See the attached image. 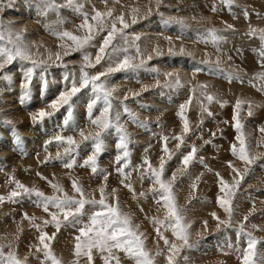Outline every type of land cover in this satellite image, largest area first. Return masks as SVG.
I'll return each instance as SVG.
<instances>
[{
	"label": "rangeland",
	"instance_id": "374dc122",
	"mask_svg": "<svg viewBox=\"0 0 264 264\" xmlns=\"http://www.w3.org/2000/svg\"><path fill=\"white\" fill-rule=\"evenodd\" d=\"M57 2L63 3V0ZM80 2L84 4L85 11L90 15L94 14L93 7L102 12L111 9L113 16L123 13L130 25L126 29L130 34L129 38L131 35L139 36L140 39L136 43L144 57L152 55L147 67H155L161 73L158 77L160 86H157L156 74L143 69L135 73L121 71L107 77L110 85L117 89L114 93L117 97L116 103L123 100L127 93L129 98L125 103L139 121H144L148 125L147 128L140 127L125 115L122 109H119L121 121L130 139V164L125 171L131 172V176L125 183H131L134 192L129 191L121 183V177L116 171L118 165L115 162L117 154L115 144L119 134L115 130L104 134V150L98 156L99 169L108 174L107 181L102 179V174L94 175L89 168L79 166L93 150L90 142H81V149L76 155L77 165L72 169L63 167L62 161L50 158L55 157L58 150L55 142L48 144L45 151L44 146L47 141L57 134L73 135L79 141L81 138L73 128L83 129L86 134L96 131L95 126L91 125L87 118L86 104L91 96L90 90H82L73 98V116L67 128L63 123L67 118L66 107L42 122L32 120V116L40 110L51 111L48 105L54 102L66 87H70L73 77L69 70L74 71L77 79L80 75L81 53L72 52L70 55H63L65 48L61 45L71 46V41L59 40L50 34L49 29L67 30L84 36L87 34L85 30H77L82 17L70 9L63 8L60 10V18L65 23L58 25V16L55 12L41 14L39 0H0V21L11 26L13 31L20 32L27 43L34 45L32 52L38 53L35 55L37 60H47L51 53L55 61V54L60 53L63 62L67 64L65 69L63 66H57L59 62L50 61L46 71L37 68L29 95L24 99H22L21 85L26 69L31 66L30 62L17 60L0 70V95L6 97V102L3 101L4 97L0 99V106H3L0 111L8 112L3 116L0 115V135L6 134L0 137V150H2L0 151V196L7 197L15 188L12 177L29 188L43 191L45 195L55 194L50 182L59 183L69 195H73L71 182L77 179L85 187L87 197L95 199L100 197L99 187L106 183V192L109 193L108 202H114L110 193L115 189V196L123 211L131 215L133 222L139 226V231L144 234L146 248L154 256L156 264H166L164 255L155 256L157 249L163 251L165 255L167 250L163 240L157 236L156 225L152 222L153 218L163 220L165 209L162 204L157 205L149 193V189L153 187L151 181L147 178L141 181L139 176L140 171L147 168L143 163L145 157L156 168L159 167L161 156L167 160V155L162 151L165 145L162 137L168 136L167 147L173 153V158L165 166V179H170L178 168L183 167L182 156L191 150V146L195 145L197 148V156L189 165L187 173L180 175L177 172L178 179L174 188L177 206L184 211L185 219L191 223L190 243L193 245L190 250L181 252L178 264H217V256L225 260L223 264H241V253L227 247L228 242L234 247L239 246L242 250L246 247V239H238L236 235L235 229L239 223H246V231L259 241L258 257H264V133L259 131L264 127V92L258 90L261 82L254 79L258 72L264 71L260 67L264 57L260 55L261 42L258 38L259 30H264V0H233L231 7L223 5L221 0H163L159 8V12L164 14L163 19H182L186 25L184 28L175 23V20L166 26L157 14L155 0H119V2L107 0V3L104 0H80ZM213 4L217 6L218 11L211 10ZM134 8L139 9V12L136 13V23L132 24ZM148 8L152 9L151 15H147ZM245 11L248 13L247 17L244 15ZM226 25H232V29L225 30ZM212 28L221 30L220 34L225 37L220 53L216 52L211 43L203 42L209 39L205 35V30ZM250 28L258 30L255 37L246 35ZM106 35V31L101 32L93 41L95 46L86 49L91 53L93 60ZM113 43L123 46L119 37ZM181 46L189 54H180ZM156 47H159L162 55L152 52ZM169 47H174L176 54H169ZM237 49L240 51L237 52ZM128 54L135 55V50L131 49ZM207 54L211 55L213 62L206 66L198 65L197 62L208 58ZM217 55L220 56V67L224 70V74L212 75L206 69L216 67ZM253 58L255 61L252 62ZM73 61L75 63H71ZM109 63L111 61L105 58L88 71L90 74L104 71ZM197 66L204 67L205 71L195 73ZM165 72L178 73L183 87L176 90L164 88L163 73ZM228 73L233 75L232 80L228 79ZM197 84L208 85L209 94L227 103L223 107L215 101L209 104L200 95L199 89L193 94L191 88ZM145 85L148 86V91L142 92L141 89ZM13 91H16V96L11 95ZM132 92H141V94L134 97L131 95ZM190 98L191 104L184 113L189 120L190 132L184 136L185 143L177 149L179 141L172 137L183 133V122L179 115L180 105ZM237 99L251 101L253 105L251 116L248 115L247 103L243 105L239 115L250 144L249 151L258 158L244 176L233 200L236 224L231 229L226 230L221 226L218 230L217 220L213 218L212 213L221 220H227L228 216L217 202L218 197L223 193L219 191L216 174L219 173L225 181L232 183L235 173L229 167V163L241 172L245 168L244 163L231 152L232 144H237L238 147L233 120ZM7 101L12 104V110L7 108L9 106ZM201 102L213 113L212 116L201 110ZM100 106L98 104L93 110L94 117L99 115ZM18 117L26 127L21 132L16 129L14 123L18 121L16 120ZM5 121L12 123L6 124ZM13 128L15 131L12 130ZM27 128H30V131ZM213 133L215 136L212 135ZM17 136L20 138L19 143ZM205 141L211 143L206 144ZM59 150L63 153V148ZM200 157H203V163L200 162ZM68 159L67 156L64 157L65 161ZM37 173H40V176ZM41 176L47 179H41ZM193 183L197 185L195 190L191 187ZM141 192L147 193V198L141 197L139 195ZM34 199L25 198L18 203L5 200L0 203V245H5L4 252L12 251L22 260L27 257L26 264H41L42 261L43 264H51L44 259L42 252L36 251L37 247L42 248L38 239L39 231L32 222L25 219L24 214H27L29 217H36L35 225H39L40 229L49 236L55 233V237L50 241L51 250L62 264H74L76 260L74 237L78 233L72 228H61L56 232L51 224L45 226L43 222L50 220L51 217L42 208L36 207ZM89 208L90 206H86V212ZM246 215H248L247 222L244 221ZM83 219L87 222V216ZM205 221H207L206 229ZM252 225L257 227L253 228ZM164 235L171 242L179 243L170 230L164 231ZM116 254L120 256L121 264H134V261L127 258L124 253ZM185 256L187 260L183 259ZM93 260L94 264H104L99 252H93ZM80 264H86V258H81ZM112 264L115 262L113 261Z\"/></svg>",
	"mask_w": 264,
	"mask_h": 264
},
{
	"label": "snow or ice",
	"instance_id": "6c2138e0",
	"mask_svg": "<svg viewBox=\"0 0 264 264\" xmlns=\"http://www.w3.org/2000/svg\"><path fill=\"white\" fill-rule=\"evenodd\" d=\"M107 3V0H104ZM119 2V0H117ZM163 3V0H155L157 14L163 20V23L167 26L171 24L174 20L181 28L186 27L185 22L182 19H163V12H159L160 5ZM221 3L227 7H231L233 0H221ZM41 14H46L47 12H55L58 16L57 24L62 25L65 21L60 18V10L67 8L72 10L75 13H78L82 17V22L77 26V30L83 29L87 33L84 36L73 34L71 31H58L49 29L50 34L56 36L59 40H68L71 41V46L61 45L65 48L63 55H70L72 52H80L82 64L79 67V78H75V73L73 70L70 71L72 75V80L70 87H66L64 91L59 95V97L51 102L48 107L51 111L40 110L36 115L32 116V120L44 121L45 118L52 117L55 113L60 112L61 108L66 107L67 118L64 120V126L67 128L69 122L72 119L73 112L72 107L74 97H77L82 90H90L91 96L89 101L86 104L87 109V118L91 125L95 126L96 131L94 133L86 134L83 129L73 128V131L77 132L81 138L79 141L73 135H61L57 134L52 139L47 141L45 145V151H47V145L55 142L57 146V153L55 157H50L58 161H62L63 167L67 169H72L77 165L76 155L81 149V142H90L92 146V151L87 158L84 159L83 164L79 165L80 167L89 168L91 173L94 175H101L104 181H107L108 174L104 173L103 170L99 169L98 166V156L104 150V134L110 130H115L119 134L118 141L115 144L117 149V154L115 156V162L118 165L116 168L117 173L121 177V183L133 191L131 183H125L128 181L131 176V172H126L125 169L129 167L130 164V139L129 134L127 133L124 123L121 121V112L119 109L123 110V113L127 115L134 123H137L140 127L147 128L148 125L144 121H139L137 116L133 111L128 107L125 101L128 100V94L126 93L123 97V100H120L117 104V97L114 93L117 91L115 87H112L107 80V77L112 73L117 72H131L135 73L140 70L150 71L156 74L157 77V86L159 85L158 77L161 75L159 69L153 67L148 68L147 62L152 60V55L149 54L145 58L139 45L136 43L140 37L131 35L126 32V29L130 27L129 23L126 21L125 15L121 13L119 16H113V11L109 9L106 12L96 10L94 7L92 12L94 14H89L85 11L84 4L80 0H63V3H58L57 0H39ZM212 11H218V8L215 4L211 7ZM131 23L135 24L137 21L136 13L139 12V9L134 8ZM152 14V9L148 8L147 15ZM245 17L248 16L247 11L244 12ZM119 24V27L117 25ZM232 29V25H226L225 30ZM107 32V35L103 37L102 42L100 43L95 59L91 53L87 52L86 49L89 47H94L93 41L96 36L101 32ZM257 29L250 28L249 32L246 35L256 36ZM221 30L212 28L206 29L205 35L209 38L204 40V43H211L215 48L217 53L221 52L222 43L225 41V37L220 34ZM119 37V40L122 41L123 46L120 44H114ZM261 42V57H264V30H259L258 36ZM171 43V37L168 38ZM199 42V41H198ZM34 45L29 44L25 41L24 36L18 32L13 31L12 27L9 25L3 24L0 21V70H3L6 65H11L15 61L19 60L21 62H30L31 66L26 69L24 73V80L22 83L23 96L22 99L27 98L30 92V85L33 82V77L35 70L40 68L41 71H46L50 66V61H53V56L49 53L47 60H37L35 55L32 52ZM110 49V50H109ZM131 49L135 50V55H129ZM240 50L237 49V52ZM156 55H162L163 53L156 47L152 49ZM169 54H176L174 47L168 48ZM180 54H189L186 49L181 46L179 48ZM122 54V58H121ZM208 58L202 61L197 62L198 65H210L213 61L211 55L207 54ZM107 58L111 63L104 71L98 72L96 74H90L88 69L99 65L102 60ZM231 59V57H229ZM137 60L139 61L137 63ZM59 62L57 66H63L67 69V64L63 62L62 56L60 53L55 54V61ZM71 63H75L74 61ZM216 67H207V72L216 75L218 73L224 74V70L220 67L221 60L220 56L217 55L215 59ZM260 67L264 69V61L261 62ZM205 71L204 67L197 66L195 68V73ZM165 77L164 88L176 90L180 87H183L180 76L176 72H165L163 73ZM228 79L232 80L234 77L231 73L227 74ZM104 77L105 79H101ZM67 79V77H66ZM235 79H240V77H235ZM255 80L261 82V87L258 89L261 92H264V71L258 72L255 77ZM241 82H243L241 80ZM255 86V85H253ZM197 89L200 90V95L207 100L209 104L213 101L220 103L221 107L224 106L226 101L221 102L212 94L208 92V85L206 84H197L191 88L193 94L196 93ZM142 92L148 91V86L145 85L141 89ZM141 92H132V96H140ZM102 102V103H101ZM248 104V115H252L253 105L251 101H244L237 99L234 106V128L237 132L235 137L237 144H232L231 152L239 161H242L245 165L243 172L240 169H237L229 163V167L235 173L232 183H228L219 176L217 173L218 182H219V191L223 193L222 196L218 197V204L227 214V220H221L215 213H212L214 219L217 220V229L219 230L221 226L224 229H231L236 224L234 220V211L235 207L233 200L236 197V193L240 188L241 182L244 179V176L248 173L251 165L258 158L250 153L249 148L250 144L244 132V125L240 120V111L242 110L243 105ZM99 105L100 112L98 116H93V110ZM191 104V98L180 105V119L183 122V133L172 137L179 141L177 144V149L180 148L181 144L185 143L184 136L190 132L189 120L186 117L185 110ZM201 110L207 112L209 116H212L213 113L208 111V108L200 103ZM6 124H11V121H5ZM15 131V129H12ZM261 133H264V127L259 129ZM215 136V133L212 134ZM17 143L20 142L19 136H17ZM162 139L165 141V145L162 151L167 155V160L164 156L159 158V167H153L149 162L148 158H144V165H147V168L143 171H140V180L143 181L145 178L151 181L153 187L149 189V193L152 195V198L156 201L157 205L162 204L165 209V217L163 220L158 218H153L152 222L156 225V232L159 239H162L167 250L166 255L160 249L156 250L155 256H165L166 264H178V259L180 254L184 250H190L193 245L190 243V228L191 223L185 219L184 211L181 210L176 203V196L174 193V188L177 182V172L180 175L187 173L189 165L197 156V148L195 145L191 146V150L187 154L182 156L181 164L182 168H178L177 172H174L170 179H165V166L168 161H171L173 158V153L167 147V141L169 140L168 136H163ZM205 143H211V141H205ZM60 148H63V153L60 152ZM147 151V149H145ZM67 156L69 159L64 160V157ZM47 162V161H46ZM200 162L203 163V157H200ZM139 171V169H137ZM40 176V173H37ZM15 184V188L8 194L7 197L0 196V203H3L5 200H8L12 203H18L22 199H34L36 207L42 208L45 213H47L51 219L45 220L43 223L45 226L51 224L56 232H59L61 228H72L78 234L74 237L75 239V249L74 255L76 260L74 264H80L81 258H86V264H94L93 252H99L104 264H112L114 261L115 264H121V258L117 255V252H122L125 256L134 261V264H156L154 256L148 251L145 245V237L142 232L139 231V226L133 222V219L129 213L123 211L120 206L118 198L115 196V189H112L111 195L114 198V202H108L109 193L106 192L107 184H102L99 187L100 197L99 199L88 198L86 195L85 187L77 180L73 179L71 182V190L73 195H69L64 187L59 183H51L50 186L53 189L55 194L45 195L43 191H40L37 188H29L23 183L15 180L14 177L11 178ZM41 179H47L46 177L41 176ZM158 186V187H157ZM193 190L196 189V183H193ZM141 197L147 198V193L141 192L139 194ZM86 206H90L88 212H86ZM255 209L253 208V211ZM143 211V209H141ZM90 212V214H89ZM251 215V213H249ZM87 216V222L84 221L83 217ZM25 219H28L30 222L37 227L39 231V243L41 247H37L36 251L42 252L44 259L50 261L51 264H62V262L53 254L51 250L50 241L55 237V233L49 236L46 232L40 229L39 225H35L36 217H29L27 214H24ZM244 221H248V215L244 216ZM205 229L207 228V221L204 222ZM246 223H239L236 227V235L238 239H246L247 245L243 250L239 246H233L231 242L227 243L228 248H234L236 252H240L242 256L241 264H264V257H258L257 244L259 241L252 236L250 232L246 231ZM253 228H256L257 225H252ZM171 231L172 236L175 237L177 242H171L164 235V231ZM199 235V234H198ZM5 245H0V264H26L27 257L23 260L20 259L16 253L12 251L4 252ZM8 247H11L8 245ZM184 260H187V256L183 257ZM43 264V261L41 262Z\"/></svg>",
	"mask_w": 264,
	"mask_h": 264
},
{
	"label": "bare ground",
	"instance_id": "6f19581e",
	"mask_svg": "<svg viewBox=\"0 0 264 264\" xmlns=\"http://www.w3.org/2000/svg\"><path fill=\"white\" fill-rule=\"evenodd\" d=\"M252 62L253 61H255V58H253V60H251ZM21 90V89H20ZM20 90H18V91H20ZM21 93H23V92H21ZM20 94V93H19ZM12 96H16V91H13V94H11ZM5 95H0V99L1 98H3ZM8 97V96H7ZM6 97H4L3 99V101L4 102H6L5 99ZM21 98V97H20ZM7 104L9 105V106H7ZM7 104H6V106H7V108L9 109V110H12V104L11 103H9L8 101H7ZM3 108V106L1 105L0 106V109H2ZM32 108V107H31ZM14 112V111H13ZM6 113H8L6 110H1L0 111V115L1 116H3L4 114H6ZM16 120H18V121H15L14 123H15V127H16V129H18V130H20V132L23 130V129H25L26 127L23 125V123H21L20 121H22L21 119H20V117H18ZM27 129H29V131H30V128H27ZM2 131V130H1ZM26 131V130H25ZM8 132V131H7ZM5 132H2V134H4ZM6 134H4V135H0V137H3V136H5ZM15 135H16V133H15ZM7 138V137H6ZM5 138V139H6ZM15 139V138H14ZM15 141V140H14ZM8 142V141H7ZM1 145V144H0ZM28 145V144H27ZM3 146V145H2ZM45 147V146H44ZM48 148V147H47ZM1 149V148H0ZM0 151H2V150H0ZM1 153V152H0ZM45 153V152H44ZM40 154H42V153H40ZM6 158H7V156H6ZM9 159V158H8ZM7 159V160H8ZM35 161V160H34ZM35 163H36V161H35ZM34 163V164H35ZM33 166V165H32Z\"/></svg>",
	"mask_w": 264,
	"mask_h": 264
},
{
	"label": "built area",
	"instance_id": "2783aa9c",
	"mask_svg": "<svg viewBox=\"0 0 264 264\" xmlns=\"http://www.w3.org/2000/svg\"><path fill=\"white\" fill-rule=\"evenodd\" d=\"M216 262H217V264H223L224 262H225V260L224 259H222V257L221 256H217L216 257Z\"/></svg>",
	"mask_w": 264,
	"mask_h": 264
}]
</instances>
